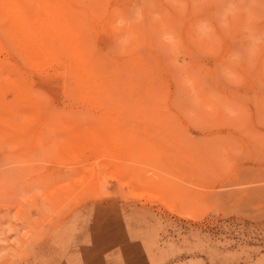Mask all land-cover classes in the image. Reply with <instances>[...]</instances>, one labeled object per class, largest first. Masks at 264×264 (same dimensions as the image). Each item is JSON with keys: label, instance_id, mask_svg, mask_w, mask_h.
I'll return each mask as SVG.
<instances>
[{"label": "rangeland", "instance_id": "1", "mask_svg": "<svg viewBox=\"0 0 264 264\" xmlns=\"http://www.w3.org/2000/svg\"><path fill=\"white\" fill-rule=\"evenodd\" d=\"M20 1L17 18L0 6V264H264V68L240 89L218 86L244 105V130L190 118L151 36L131 56L112 51L111 11L134 0H46L75 15L67 39L90 40L101 62L91 65L109 72L100 89L84 86L51 33L55 51L23 29L25 17L42 21L43 0ZM189 59L218 62L190 48Z\"/></svg>", "mask_w": 264, "mask_h": 264}, {"label": "clouds", "instance_id": "2", "mask_svg": "<svg viewBox=\"0 0 264 264\" xmlns=\"http://www.w3.org/2000/svg\"><path fill=\"white\" fill-rule=\"evenodd\" d=\"M112 51L128 57L145 38L164 57L188 105L190 118L222 115L238 129L246 127L243 104L219 85L240 89L264 68V0H134L127 9H112ZM191 20L187 42L180 31ZM231 48L225 53V44ZM189 48L201 59L218 61L209 71L194 64ZM264 85V73L259 74ZM230 148L225 149L227 154ZM227 163V155L221 158Z\"/></svg>", "mask_w": 264, "mask_h": 264}, {"label": "bare ground", "instance_id": "3", "mask_svg": "<svg viewBox=\"0 0 264 264\" xmlns=\"http://www.w3.org/2000/svg\"><path fill=\"white\" fill-rule=\"evenodd\" d=\"M23 1V0H22ZM34 1H36V0H34ZM61 2H64V0H60ZM75 1V0H74ZM77 1H79V0H77ZM88 1V0H87ZM97 1H99V0H97ZM96 1V2H97ZM4 2H7V4L6 3H4ZM56 2H57V0H56ZM73 2V1H72ZM77 3V2H76ZM79 3H80V1H79ZM81 3H83V2H81ZM24 4H26V3H24ZM20 0H0V6L2 7V9L4 10V11H6L7 13H9V12H11L12 13V15L13 16H16V18H17V16H18V14H22L23 12H25L26 11V6L24 5ZM61 4H63V3H60V5ZM64 4H66V3H64ZM78 4V3H77ZM91 4V3H90ZM97 4H100V2H97ZM29 5V4H28ZM31 5H33V4H31ZM38 5L40 6V7H42L43 9V17L44 18H42V21H40L39 23H34V22H32V23H30L27 19H26V17L25 16H27V15H24V17H25V24L23 25V29L25 30V31H28L29 29H30V31L32 30V31H38L39 32V34L38 35H41L40 37L43 39V42H44V45H45V43H49V35H52L53 36V38H55L54 39V41L56 42V46H58V47H63V50H64V52H66L68 55H69V57L70 58H65V59H70L71 60V62L73 61V63L75 64V65H78V66H76V67H78L80 70L82 69V73L81 74H79V75H77L78 77V79H80V80H83V84H84V86H86V87H91L92 89L93 88H97V89H100V88H103L104 86H106L105 84H104V81L102 80V78H104L103 77V75L105 74V76H106V74L107 73H109V72H107L106 70L107 69H104L102 66H104V65H101V67L99 68V66L97 67L98 69H96L95 68V70H94V67L91 65V63H96L95 61H96V59H97V57L99 56V55H97V57H96V59H95V57H94V59H95V61L93 62L92 61V59H93V57H92V55H93V52H91L92 54L90 55V54H88V51H87V49L86 48H89L90 47V40L89 39H87L86 38V34H83V35H85V38L87 39V41L88 42H86V40L80 35H78L79 33H82V31L80 32H78V37L77 38H79L78 40H76L75 38L76 37H74V39H75V41L73 40V39H67V38H69L68 36H71V35H69V30L67 29L68 28V25H72L73 24V22H72V20L75 18V15H74V17L73 18H69L68 20H69V22H68V20L66 21V17L64 18V16L61 14V13H63V12H58L59 10H60V7H57V5H56V3H55V6L53 5V4H50L49 3V1H46V0H43V2L41 1V3H38ZM74 5V4H73ZM72 5V6H73ZM76 5V4H75ZM88 5H89V2H88ZM26 8H25V7ZM30 6V5H29ZM35 6V5H34ZM62 6V5H61ZM67 6V5H66ZM66 6L64 5V7H65V9H66ZM78 6V5H77ZM90 6V5H89ZM96 6V5H95ZM30 7H32V6H30ZM85 7V6H84ZM103 7V6H102ZM68 8H70V6H68ZM79 8V7H78ZM86 8V7H85ZM84 8V9H85ZM94 8V7H93ZM96 8V7H95ZM33 9V8H32ZM37 9V8H36ZM64 9V10H65ZM71 9V8H70ZM100 9H101V7H100ZM99 9V10H100ZM66 10H68V9H66ZM97 10V9H96ZM29 11V10H28ZM73 11V10H72ZM78 12V11H77ZM80 12V11H79ZM102 12V11H101ZM32 13V12H31ZM30 13V14H31ZM33 13H34V11H33ZM56 13H59L58 15L56 14ZM67 12H65V15L66 16H68V14H66ZM75 14H76V12H75ZM79 14V13H78ZM82 14H83V12H82ZM85 14V13H84ZM100 14H102V13H100ZM29 15V14H28ZM57 15V16H56ZM70 15H71V17H72V15L73 14H69V17H70ZM81 15V14H80ZM82 16V15H81ZM91 16H93V15H91ZM102 16V15H101ZM38 17V16H37ZM31 18H32V16H31ZM68 18V17H67ZM85 17L83 16V19H84ZM88 18V17H87ZM70 19H72V20H70ZM76 19H78V17L76 18ZM86 19V18H85ZM90 20V19H89ZM18 21H19V23L21 24V19L20 18H18ZM77 21V20H76ZM71 22H72V24H71ZM74 22H75V20H74ZM79 21H77V23H78ZM87 22V21H86ZM6 23V22H5ZM7 23H9V22H7ZM14 23H16V22H14ZM80 23V22H79ZM83 23V26L84 25H86V24H84V22H82ZM89 23V22H88ZM2 24H3V22H2ZM23 24V23H22ZM76 24V23H75ZM16 25V24H15ZM36 25H39V27L38 28H35L36 27ZM77 25V24H76ZM7 26V25H6ZM82 26V25H81ZM80 26V27H81ZM82 26V27H83ZM80 27H78L79 29H80ZM86 27H89V26H87L86 25ZM86 27L84 26V28H81V30H87L86 29ZM3 28V27H2ZM71 28V27H70ZM14 29V28H13ZM73 29V28H72ZM77 28H75V31L77 32V30H76ZM92 29H93V27H92ZM91 29V30H92ZM9 30H11V29H9ZM20 31V30H19ZM37 32V33H38ZM48 32L49 33H51V34H49L48 35ZM5 33V32H4ZM83 33H85L84 31H83ZM87 33V32H86ZM92 33V32H91ZM9 34H11V33H9ZM31 34V33H30ZM75 34V33H74ZM7 35V34H6ZM88 35V34H87ZM89 35H91L90 34V32H89ZM88 35V36H89ZM1 36V35H0ZM92 36V35H91ZM91 36H89L90 37V39L91 38H93V36L91 37ZM15 37V36H14ZM19 37H21L20 35H19ZM51 37V36H50ZM81 37H82V39H81ZM9 38H10V36H9ZM39 38V37H38ZM1 39V38H0ZM11 39H13V38H11ZM2 40H4V39H2ZM16 40V39H15ZM54 41H52L51 43H49L50 45L54 42ZM92 41V40H91ZM26 42V41H25ZM90 42V43H89ZM93 42V41H92ZM13 43V42H12ZM86 44H88L89 45V47H87V45ZM53 45H54V43L52 44V47H53ZM55 45H54V47H53V50L55 51L56 49V47H55ZM6 46V45H5ZM30 46V45H29ZM18 47V46H17ZM48 47V46H47ZM57 47V48H58ZM93 47V46H92ZM92 47H90V48H92ZM2 48V47H1ZM49 48V47H48ZM4 49V48H3ZM44 49H45V47H44ZM18 50V49H17ZM35 50H36V46H35ZM48 50V49H47ZM50 50V49H49ZM94 50V49H93ZM2 51V50H1ZM40 51V50H39ZM41 52V51H40ZM52 52V51H51ZM57 52V51H56ZM58 52H60V51H58ZM57 52V53H58ZM96 52V51H95ZM107 52V51H106ZM21 53H23V52H21ZM53 53V52H52ZM62 53V52H61ZM15 54V53H14ZM26 54V53H25ZM95 54V53H94ZM24 55V54H23ZM29 56L31 55V54H28ZM36 55V54H35ZM56 55V54H55ZM54 55V56H55ZM60 56L62 55V54H59ZM65 55V54H64ZM26 56V55H25ZM34 56V55H33ZM57 57L56 59L57 60H59L60 59V61H61V58L63 57ZM65 56H67V55H65ZM93 56H96V55H93ZM92 59H91V58ZM5 58V57H4ZM29 58V57H28ZM30 59V58H29ZM32 59H34V58H32ZM48 59V58H47ZM100 58L98 57V61L100 62V60H99ZM52 60V59H51ZM56 60V61H57ZM29 62V61H28ZM33 62V61H32ZM59 62V61H58ZM61 62H63V61H61ZM61 62H60V64H61ZM67 62H69V60L67 61ZM99 62H97L98 63V65H99ZM22 63V62H21ZM27 63V62H26ZM50 63V62H49ZM101 63V62H100ZM110 63V62H109ZM20 64V63H19ZM103 64V63H102ZM21 65V64H20ZM58 65V64H57ZM69 65V64H68ZM74 65V66H75ZM109 65V64H108ZM112 65V64H111ZM2 66V65H1ZM52 66V65H51ZM94 66H97V64L95 65L94 64ZM25 67V66H24ZM111 67V66H110ZM52 68H53V66H52ZM2 69V68H1ZM4 69V68H3ZM64 68H62V70H63ZM67 69V68H66ZM91 69H93V72L91 71ZM44 70V69H43ZM104 70H105V72H107V73H104ZM67 71V70H66ZM108 71H109V69H108ZM2 72H3V70H2ZM8 72V71H7ZM18 72V71H17ZM62 72V71H61ZM33 73V72H32ZM38 73V72H37ZM66 73V72H65ZM71 73V72H70ZM112 73V72H111ZM116 73V72H115ZM48 74V73H47ZM64 74V73H63ZM28 75V74H27ZM69 75V74H68ZM73 75V74H72ZM112 75V74H111ZM111 75H109L110 77H111ZM116 75H117V73H116ZM116 75H114L115 77H116ZM118 75H119V72H118ZM62 76V75H61ZM66 76V75H65ZM70 76H71V74H70ZM108 76V77H109ZM113 76V77H114ZM29 77V76H28ZM109 77V78H110ZM62 78V77H61ZM106 78V77H105ZM63 79V78H62ZM67 79H69V78H67ZM91 79H97L98 80V82L96 81V82H94V83H91ZM111 79V78H110ZM5 80V79H4ZM118 81V80H117ZM75 82H76V80H75ZM79 82V81H78ZM82 82V81H81ZM116 82V81H115ZM5 83V82H4ZM68 83H69V81H68ZM116 83H118V82H116ZM112 84V83H111ZM16 85V84H15ZM14 85V86H15ZM69 85V84H68ZM73 85V84H72ZM63 86V85H62ZM107 86H109V85H107ZM112 86H113V84H112ZM111 86V87H112ZM117 86V84L116 85H114L113 87H116ZM7 87V86H6ZM10 87V86H9ZM48 87V86H47ZM119 87V85L117 86V88ZM87 88V89H88ZM108 88V87H107ZM117 88H114L116 91H117ZM28 89V88H27ZM80 89V88H79ZM79 89H77L78 91H80ZM85 89V88H84ZM113 89V88H112ZM119 89V88H118ZM2 90V89H1ZM6 90V89H5ZM12 90V89H11ZM14 90V89H13ZM103 90V89H102ZM101 90V91H102ZM106 90H108V89H106ZM111 90V88L109 89V91ZM115 90H111V92L113 93V91H115ZM29 91V90H28ZM94 91V90H93ZM119 91V90H118ZM2 92V91H1ZM84 92V91H83ZM83 92H80V94L81 93H83ZM88 92V91H87ZM90 92H92V90L90 91ZM74 93V92H73ZM95 93V92H94ZM104 94H105V92H103ZM108 93V92H107ZM84 94V93H83ZM90 94V93H89ZM109 94H111V93H109ZM87 95V94H86ZM92 95H93V93H92ZM102 95V94H101ZM114 95V94H113ZM17 96V95H16ZM83 96V95H82ZM84 96H85V94H84ZM118 96V95H117ZM87 97H89V96H87ZM87 97H85L86 99H87ZM100 97V96H99ZM110 97H111V95H110ZM19 98V97H18ZM101 98V97H100ZM113 98H114V96H113ZM112 98V99H113ZM89 99V98H88ZM92 99H94V98H92ZM103 99V98H102ZM119 99V98H118ZM117 100V99H116ZM39 101V100H38ZM103 101H104V99H103ZM102 101V102H103ZM114 101V100H113ZM90 102V101H89ZM117 102H118V100H117ZM26 103V102H25ZM97 103H99V102H97ZM105 104H107L106 103V101L104 102ZM115 103V102H114ZM21 105V104H20ZM26 105V104H25ZM101 105H102V103H101ZM24 107V106H23ZM30 107V106H29ZM102 107V106H101ZM108 107V106H107ZM10 115H11V113H10ZM2 121V120H1ZM7 124V123H6ZM88 129V128H87ZM92 130V129H91ZM76 131V130H75ZM89 131V130H88ZM93 131V130H92ZM95 131V130H94ZM90 133H91V131H89ZM97 132H98V130H97ZM96 132V133H97ZM90 133H87V134H90ZM100 133V134H99ZM99 136H102L103 135V133H102V131H99ZM101 133H102V135H101ZM69 134V133H68ZM85 134V133H84ZM71 135V134H70ZM105 135V134H104ZM72 136V135H71ZM89 136V135H88ZM73 137V136H72ZM88 138H90V137H88ZM92 138V137H91ZM102 138V137H101ZM100 139V138H99ZM103 139V138H102ZM81 140V139H80ZM84 140V139H83ZM85 140H87L86 138H85ZM94 140V139H93ZM91 143V142H90ZM80 145V144H79Z\"/></svg>", "mask_w": 264, "mask_h": 264}, {"label": "crops", "instance_id": "4", "mask_svg": "<svg viewBox=\"0 0 264 264\" xmlns=\"http://www.w3.org/2000/svg\"><path fill=\"white\" fill-rule=\"evenodd\" d=\"M63 255H60L59 253H54V255H53V261H55V262H59L61 259H63Z\"/></svg>", "mask_w": 264, "mask_h": 264}]
</instances>
